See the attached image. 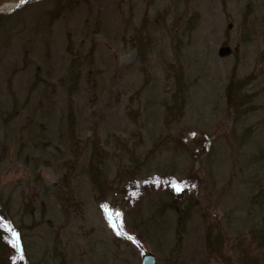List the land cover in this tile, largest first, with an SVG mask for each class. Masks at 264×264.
<instances>
[{
	"label": "rangeland",
	"instance_id": "rangeland-1",
	"mask_svg": "<svg viewBox=\"0 0 264 264\" xmlns=\"http://www.w3.org/2000/svg\"><path fill=\"white\" fill-rule=\"evenodd\" d=\"M28 3L0 29V220L19 247L47 264H139L141 249L155 264H239L247 159L264 145V0ZM142 23L145 63L129 41ZM234 67L256 75L237 120L225 99ZM179 73L184 114L168 127ZM94 139L109 179L129 172L105 199L86 173ZM170 191L195 201L180 243L173 211L153 217ZM207 227L223 233L224 259L207 252Z\"/></svg>",
	"mask_w": 264,
	"mask_h": 264
},
{
	"label": "trees",
	"instance_id": "trees-1",
	"mask_svg": "<svg viewBox=\"0 0 264 264\" xmlns=\"http://www.w3.org/2000/svg\"><path fill=\"white\" fill-rule=\"evenodd\" d=\"M7 1L16 2L18 0H0V3ZM25 5H29V3L27 2ZM6 17V15L0 14V29L5 24ZM186 23V31L191 30L195 25V21L192 18ZM141 27V29L134 30L129 41L132 42L133 47L136 49L137 58L142 63H145L151 43L149 35L144 32V23L141 24ZM175 41L176 46H179L181 41L179 39ZM179 75L177 86L170 97V103H166L164 108V124L168 127L184 114L187 89L182 82V73H179ZM255 78L254 72L245 77H238L236 67L228 73L225 85V99L228 109L233 112L236 120L249 114L253 108L255 93L250 92L247 88L253 84ZM74 122L75 117L70 109L68 112V125L71 132L74 129ZM247 136L248 131L245 130L244 138ZM2 156L3 152L0 154V161ZM247 165H253L255 173L248 170L250 175L247 174V179H245L248 187L246 191L247 199L244 204L246 212L244 220L247 222L248 228L244 238L238 239L236 243L238 251L237 262L239 264H264V145L248 157ZM127 172L128 169H123L121 172L118 171L113 179H109L106 153L97 140L91 141L86 173L98 199H105L113 186L122 182L123 174ZM165 197L160 196L158 212L153 213V217L164 218L169 212L173 211L176 215L177 242L180 243L182 236L185 234L187 222L192 214V207L195 204L194 196L190 195L178 201L176 195L170 191ZM149 211L151 210L148 209ZM3 225H5L4 222L0 220V264H47L45 263L46 261H31L24 250L25 245L19 247L16 237L12 235V232L15 231H9ZM223 240L224 236L221 231H213L211 227H207L205 246L209 255L224 259ZM59 264H66V261L63 259Z\"/></svg>",
	"mask_w": 264,
	"mask_h": 264
},
{
	"label": "water",
	"instance_id": "water-1",
	"mask_svg": "<svg viewBox=\"0 0 264 264\" xmlns=\"http://www.w3.org/2000/svg\"><path fill=\"white\" fill-rule=\"evenodd\" d=\"M25 1L26 0H24V2ZM24 2L20 0L19 2L15 4V7H13L12 9H8V10H4L2 7H0V13L12 12L16 7L22 5ZM155 262H156L155 255L142 249L140 264H155Z\"/></svg>",
	"mask_w": 264,
	"mask_h": 264
},
{
	"label": "snow or ice",
	"instance_id": "snow-or-ice-1",
	"mask_svg": "<svg viewBox=\"0 0 264 264\" xmlns=\"http://www.w3.org/2000/svg\"><path fill=\"white\" fill-rule=\"evenodd\" d=\"M22 2H24V0H22ZM174 187H175V185H174ZM180 189H179V187H177V191H179ZM117 216L119 215L118 213L116 214ZM6 229H8L9 231H11V229L9 228V226L7 225V224H5V225H3ZM118 234H119V232H118ZM12 235L14 236V237H16V236H18V234L17 233H15V232H12Z\"/></svg>",
	"mask_w": 264,
	"mask_h": 264
},
{
	"label": "bare ground",
	"instance_id": "bare-ground-1",
	"mask_svg": "<svg viewBox=\"0 0 264 264\" xmlns=\"http://www.w3.org/2000/svg\"><path fill=\"white\" fill-rule=\"evenodd\" d=\"M107 212H108V214H109V215H111V214H112V212H111V211H109V210H107Z\"/></svg>",
	"mask_w": 264,
	"mask_h": 264
}]
</instances>
